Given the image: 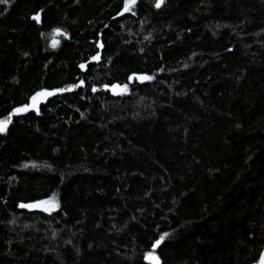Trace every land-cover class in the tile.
<instances>
[{"label": "trees", "instance_id": "1", "mask_svg": "<svg viewBox=\"0 0 264 264\" xmlns=\"http://www.w3.org/2000/svg\"><path fill=\"white\" fill-rule=\"evenodd\" d=\"M155 3L0 4V119L84 81L0 132V264H259L264 0Z\"/></svg>", "mask_w": 264, "mask_h": 264}, {"label": "snow or ice", "instance_id": "2", "mask_svg": "<svg viewBox=\"0 0 264 264\" xmlns=\"http://www.w3.org/2000/svg\"><path fill=\"white\" fill-rule=\"evenodd\" d=\"M8 2H9V0H0V4H7ZM136 3H137V0H123V12L124 13L131 12L133 7L136 5ZM163 4H164V0H156L155 7L156 8H160ZM133 14H135V13H133ZM33 19L34 20H39L40 19L39 14L34 16ZM62 35H66V33H63L61 31V29H59V28L53 29V38H52V41H51V46L53 48H55L60 43V41L58 39H56V37L57 36H62ZM100 46L103 47L102 44ZM98 58H99V55L94 56L92 59L96 60ZM80 67L82 69H84L85 65L81 64ZM133 76H135V74L130 75L128 77V79L131 81L133 79ZM152 78L153 77L148 76V75H141V76L137 77V79H139L141 81L151 80ZM83 84H84V81L81 80L79 82V84L68 85L66 88H56V89H53L51 91L37 92L35 95H33L30 98L31 99V103L30 104H25L22 107L14 108L12 110V112H10L6 117H4L3 119H0V132L7 131L8 125L12 123L13 115L19 114V113H22V112H27L30 108L31 109H36L37 112H38L39 109H38L37 106H38V104L40 103L41 100H44V99H46L49 96L55 95L58 92L71 91V90H73L75 88H78V87L82 86ZM104 87L107 89V88H109V85H104ZM96 90L97 89L93 86L92 91L95 92ZM111 90L113 92H117V91H119L121 93L127 92L128 91V84L127 83H125L123 85L113 84V85H111ZM51 199L52 198H50L49 200H40V201H37L35 204H21L20 206L23 207V208H29V207H40L42 205L48 204V205H50V207H58L59 206L58 204H54V205L51 204ZM44 210L45 211H49L50 208L46 207V208H44ZM167 235H168V233H164L163 235H161L159 237V239L155 240V242L152 244V248L155 249L158 245H160L161 242L165 239V237ZM144 258L146 260L153 261L154 264H159L158 257L153 255L152 252L147 253ZM261 264H264V254H262V256H261Z\"/></svg>", "mask_w": 264, "mask_h": 264}, {"label": "rangeland", "instance_id": "3", "mask_svg": "<svg viewBox=\"0 0 264 264\" xmlns=\"http://www.w3.org/2000/svg\"><path fill=\"white\" fill-rule=\"evenodd\" d=\"M138 76H141V75H135V76H133V79L130 81V83H134V82H148V81H150V80H146V81H141V80H139V79H137V77ZM149 76V75H148ZM43 91H51V90H43ZM109 91L113 94V95H119V96H122V95H126V94H128L129 93V91H130V88H129V85H128V91L127 92H123V93H121V92H119V91H117V92H113L112 90H111V87L109 88ZM40 92H42V91H40ZM66 92V91H65ZM62 93H64V92H58V93H56L55 95H52V96H49V97H47L46 99H44V100H41L40 101V103L38 104V109H39V107H40V105L42 104V103H45L48 99H50V98H52V97H54V96H56V95H60V94H62ZM30 103H31V101H30ZM31 109V108H30ZM33 110H35L36 112H37V110L36 109H33ZM39 112V111H38ZM32 204H35V203H32ZM51 204H55L54 202H52L51 201ZM46 207H49L50 208V210L49 211H45L44 210V208H46ZM57 207H50V205H48V204H45V205H42V206H40V207H29V208H27L28 210H41V211H45V212H51V211H53V210H55ZM154 255V254H153ZM149 262H151V263H153L154 264V262L153 261H150V260H148Z\"/></svg>", "mask_w": 264, "mask_h": 264}, {"label": "water", "instance_id": "4", "mask_svg": "<svg viewBox=\"0 0 264 264\" xmlns=\"http://www.w3.org/2000/svg\"><path fill=\"white\" fill-rule=\"evenodd\" d=\"M164 1H165V0H164ZM161 7H162V6H161ZM161 7H160V8H161ZM262 254H264V251H263V253H262ZM261 256H262V255H261ZM259 264H261V258H260Z\"/></svg>", "mask_w": 264, "mask_h": 264}]
</instances>
